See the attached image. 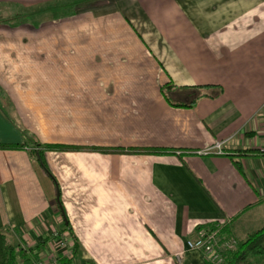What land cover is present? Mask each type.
Listing matches in <instances>:
<instances>
[{"label":"crops","instance_id":"0c3cea01","mask_svg":"<svg viewBox=\"0 0 264 264\" xmlns=\"http://www.w3.org/2000/svg\"><path fill=\"white\" fill-rule=\"evenodd\" d=\"M0 145L18 246L46 258L59 231L72 264H211L200 227H264V0H0ZM48 145L162 152L45 149V169Z\"/></svg>","mask_w":264,"mask_h":264},{"label":"trees","instance_id":"16d2710c","mask_svg":"<svg viewBox=\"0 0 264 264\" xmlns=\"http://www.w3.org/2000/svg\"><path fill=\"white\" fill-rule=\"evenodd\" d=\"M68 2L69 12L73 5L71 1ZM37 147H41L40 143H36ZM1 148L19 147L12 145H0ZM94 150L103 153H122V152H162L159 150L145 149H123L119 147H71V146H60V145H48L45 148H41L35 153L38 155L39 160L45 169L47 168L44 161V150ZM241 168L240 165H237ZM59 204L62 206V199H58ZM66 217V216H65ZM66 227L68 228L70 222L66 218ZM215 226V225H214ZM201 228V227H200ZM223 231L226 232V225L223 224ZM226 234V233H225ZM69 240L74 242V256L68 258L62 254L58 255V264H72L77 254L79 253V244L72 234L69 233ZM228 235V234H226ZM232 236V235H228ZM233 237V236H232ZM40 245L36 248L26 249L15 244L10 236L0 230V264H34L39 260H45L48 262V255L46 258L40 256ZM224 264H264V227L252 231L244 240H239L236 250L228 251L226 254V261Z\"/></svg>","mask_w":264,"mask_h":264},{"label":"built area","instance_id":"2783aa9c","mask_svg":"<svg viewBox=\"0 0 264 264\" xmlns=\"http://www.w3.org/2000/svg\"><path fill=\"white\" fill-rule=\"evenodd\" d=\"M223 143L218 142L214 150L223 153ZM208 153V151H205ZM223 224L217 223L215 226H203L197 230L193 239L187 241V247L190 250H199L205 259L211 264H224L228 251L236 250L239 241L232 236H228L223 231ZM50 252L48 262L39 260L34 264H58V255L62 254L68 258L74 256V242L69 240L66 235L55 231L50 243ZM182 252L177 254V259L181 261Z\"/></svg>","mask_w":264,"mask_h":264},{"label":"rangeland","instance_id":"374dc122","mask_svg":"<svg viewBox=\"0 0 264 264\" xmlns=\"http://www.w3.org/2000/svg\"><path fill=\"white\" fill-rule=\"evenodd\" d=\"M67 235V238L69 239V236H68V234H66ZM233 237H235V236H233ZM238 241H239V239L237 238V237H235Z\"/></svg>","mask_w":264,"mask_h":264}]
</instances>
